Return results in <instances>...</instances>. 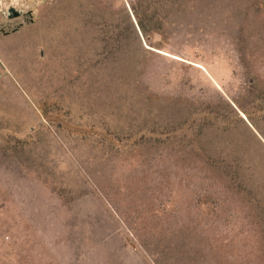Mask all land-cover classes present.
<instances>
[{
	"label": "rangeland",
	"instance_id": "obj_1",
	"mask_svg": "<svg viewBox=\"0 0 264 264\" xmlns=\"http://www.w3.org/2000/svg\"><path fill=\"white\" fill-rule=\"evenodd\" d=\"M65 1L0 0V264H264V0Z\"/></svg>",
	"mask_w": 264,
	"mask_h": 264
},
{
	"label": "trees",
	"instance_id": "obj_2",
	"mask_svg": "<svg viewBox=\"0 0 264 264\" xmlns=\"http://www.w3.org/2000/svg\"><path fill=\"white\" fill-rule=\"evenodd\" d=\"M87 1H88V4L86 2L84 3V0H66L65 3H63L64 6L62 8L63 18L79 19L78 16L80 17V15H78L76 12V10L80 11L79 7L88 15L89 14V11L87 10L88 5L91 6L92 2H95L96 0H87ZM173 4H176L182 7L185 4V0H138L137 2L133 3V5L130 8H126V6L123 8V10L120 12V16L118 15L119 16L118 19H120L119 21L118 19L114 18L118 16L111 15V14L104 15L106 17L104 21L110 24V26H108L109 29L107 28L108 29L107 38L105 40L109 44H113V45L116 44L115 43L116 41L120 43L118 33L115 37H111V34L109 33V32H112V30L116 32L120 29L124 31L125 33L124 37H127V35L129 34L128 32H133V34L135 33L139 35L141 31V33H143L144 36H147V39L151 38L150 35L152 33L158 30L164 31L163 27L166 23V20L168 19V16H170V11L174 10L172 8ZM108 15H111L113 17H109ZM92 16L96 17L94 13H92ZM116 21H117V25H116ZM138 25H139V28H138ZM104 26H105L104 22L99 25L101 31ZM90 27H91V31H94L96 29V27L94 28L93 21H91ZM103 29L105 30V27ZM217 114L220 115L219 112H217ZM198 126H199V129L197 131L195 130V136L193 140H191V142L193 143H197V140L201 141V137L205 136L202 134L204 131H201L202 125L198 123ZM198 151H201V150L198 149ZM220 151H221L220 156H222L224 154L222 152L224 151V148H221ZM239 153L240 152L238 151L237 154ZM220 156L218 157L219 160H217L218 161L217 164H218V167H222L223 169V170L221 169L222 172H225L231 177L232 180H235V181H232L234 184L237 180L241 181L240 178L243 176L242 173L244 172L241 170L239 163L236 161L233 162L228 159H224L223 157H220ZM247 171H249V168H247ZM243 178L245 179L244 176ZM234 187H236L235 189H238V190L240 189L238 186H234ZM256 201L259 204H261V201L255 200L254 202ZM262 205H263V210H264V200L262 202ZM261 223L264 226V221ZM175 248L176 247H174V249ZM181 249H183L182 246H181Z\"/></svg>",
	"mask_w": 264,
	"mask_h": 264
},
{
	"label": "flooded vegetation",
	"instance_id": "obj_3",
	"mask_svg": "<svg viewBox=\"0 0 264 264\" xmlns=\"http://www.w3.org/2000/svg\"><path fill=\"white\" fill-rule=\"evenodd\" d=\"M11 14H14V12H12ZM9 15H10V13H9ZM9 15H8V16H9ZM29 16H30V19H29L30 22H33L32 15L29 14ZM29 20H28V21H29ZM23 26H24V22H20V24H19L17 27H15L14 29L11 30V33H16V32H18L19 30H21V28H22ZM2 32H5V34H7V35L10 34V32H6V31H4V29H2Z\"/></svg>",
	"mask_w": 264,
	"mask_h": 264
},
{
	"label": "water",
	"instance_id": "obj_4",
	"mask_svg": "<svg viewBox=\"0 0 264 264\" xmlns=\"http://www.w3.org/2000/svg\"><path fill=\"white\" fill-rule=\"evenodd\" d=\"M12 12H14V14H11ZM9 13H10L9 15L10 18H18L21 15H23L22 14L23 12L21 10H17L15 7L10 8ZM30 15H32V13H30Z\"/></svg>",
	"mask_w": 264,
	"mask_h": 264
},
{
	"label": "clouds",
	"instance_id": "obj_5",
	"mask_svg": "<svg viewBox=\"0 0 264 264\" xmlns=\"http://www.w3.org/2000/svg\"><path fill=\"white\" fill-rule=\"evenodd\" d=\"M19 18V17H18ZM32 18H33V15H32Z\"/></svg>",
	"mask_w": 264,
	"mask_h": 264
}]
</instances>
